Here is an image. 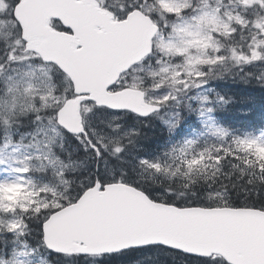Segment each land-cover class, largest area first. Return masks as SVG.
<instances>
[{
	"label": "snow or ice",
	"instance_id": "1",
	"mask_svg": "<svg viewBox=\"0 0 264 264\" xmlns=\"http://www.w3.org/2000/svg\"><path fill=\"white\" fill-rule=\"evenodd\" d=\"M221 83L264 90V0H0V264H264Z\"/></svg>",
	"mask_w": 264,
	"mask_h": 264
},
{
	"label": "trees",
	"instance_id": "2",
	"mask_svg": "<svg viewBox=\"0 0 264 264\" xmlns=\"http://www.w3.org/2000/svg\"><path fill=\"white\" fill-rule=\"evenodd\" d=\"M230 92H233L236 94L237 99L239 101L238 104H240L241 106H238L237 104L233 107L234 110L228 114V117L230 120L234 119H238L237 114L238 111L242 110V106L243 104L247 105V109H243L244 111H247L248 109H251L253 107H258L260 109V111L262 112V114H264V96L260 97L258 96V94H251L248 92H244V90L239 91L238 89H233ZM257 117H254L252 114L249 115L248 119H244V121H241L240 123H244L247 122L248 120H255ZM260 124H264V121L260 122ZM149 134H152V132H150ZM153 259L157 260V264H175V262L173 261V259L169 256L164 257V255H161L159 257H153ZM146 264H151V262H146Z\"/></svg>",
	"mask_w": 264,
	"mask_h": 264
},
{
	"label": "bare ground",
	"instance_id": "3",
	"mask_svg": "<svg viewBox=\"0 0 264 264\" xmlns=\"http://www.w3.org/2000/svg\"><path fill=\"white\" fill-rule=\"evenodd\" d=\"M246 93V92H245Z\"/></svg>",
	"mask_w": 264,
	"mask_h": 264
}]
</instances>
